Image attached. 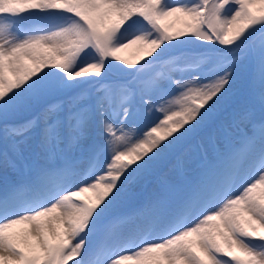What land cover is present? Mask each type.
<instances>
[{
	"label": "snow or ice",
	"instance_id": "obj_1",
	"mask_svg": "<svg viewBox=\"0 0 264 264\" xmlns=\"http://www.w3.org/2000/svg\"><path fill=\"white\" fill-rule=\"evenodd\" d=\"M0 145V264H264V0H0Z\"/></svg>",
	"mask_w": 264,
	"mask_h": 264
},
{
	"label": "rangeland",
	"instance_id": "obj_2",
	"mask_svg": "<svg viewBox=\"0 0 264 264\" xmlns=\"http://www.w3.org/2000/svg\"><path fill=\"white\" fill-rule=\"evenodd\" d=\"M31 19H35V18L32 17ZM179 26H180L179 24L175 25V27H179ZM120 55L124 56L129 60H136L138 58V53H136L134 49L124 50L123 52L120 53ZM240 89H241V85L239 84V82L234 84L231 90V97L237 95L240 92ZM242 104L243 103L241 102H236L232 100V103L230 105L239 106ZM217 116L220 120H227L229 118V113L228 111H225L223 109H218ZM203 131H206V128L203 129L201 132ZM201 132L198 135H196L193 139H191L190 140L191 143H188L187 146L182 150V152L179 153V155L183 159L184 168L187 171L193 170L197 166L199 157L204 155V149L203 147H200L201 145L198 141V136L202 138L203 140L202 145H204L208 140L209 132L208 133L206 132L204 134ZM0 148H2V145H0ZM176 163H177L176 156H172L166 159L165 161H163V163L161 162V164L158 166L156 176L152 178L150 184L145 185V188L142 191L141 195L143 196L149 195L151 191L156 187L158 178H167L170 180L176 179L177 176L179 175L176 167ZM9 174L11 175V173ZM0 179H2V175H0Z\"/></svg>",
	"mask_w": 264,
	"mask_h": 264
},
{
	"label": "trees",
	"instance_id": "obj_3",
	"mask_svg": "<svg viewBox=\"0 0 264 264\" xmlns=\"http://www.w3.org/2000/svg\"><path fill=\"white\" fill-rule=\"evenodd\" d=\"M35 19H31V20H36L37 19V17H34ZM26 23H27V21H26ZM241 93V90H240V92L237 94V95H235L234 97H232V99L229 101V104H231L232 103V100L233 101H236V102H241V103H244L243 101H244V98H243V95L242 94H240ZM237 104V103H236ZM221 112V111H220ZM208 133L209 132V129L207 130V128H206V131H203V132H201V133ZM198 141H199V143L202 145L203 144V140H202V138L200 137V136H198ZM191 143V142H190ZM163 163V162H162Z\"/></svg>",
	"mask_w": 264,
	"mask_h": 264
}]
</instances>
